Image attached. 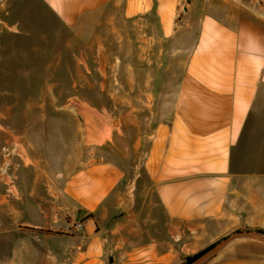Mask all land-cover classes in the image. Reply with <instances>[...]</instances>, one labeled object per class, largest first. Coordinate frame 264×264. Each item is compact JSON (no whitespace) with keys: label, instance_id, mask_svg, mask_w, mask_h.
I'll use <instances>...</instances> for the list:
<instances>
[{"label":"crops","instance_id":"obj_1","mask_svg":"<svg viewBox=\"0 0 264 264\" xmlns=\"http://www.w3.org/2000/svg\"><path fill=\"white\" fill-rule=\"evenodd\" d=\"M47 15L89 38L135 23L153 80L137 84L135 142L79 102L80 156L12 167L0 264H180L236 228L264 230V164L242 165L264 100V0H0L11 35ZM204 264H264V242L233 239Z\"/></svg>","mask_w":264,"mask_h":264},{"label":"rangeland","instance_id":"obj_2","mask_svg":"<svg viewBox=\"0 0 264 264\" xmlns=\"http://www.w3.org/2000/svg\"><path fill=\"white\" fill-rule=\"evenodd\" d=\"M30 20L37 29L28 35L0 29V195L6 199L16 187L11 172L15 164L50 156L57 166L68 156L81 155L84 120L79 102L97 105L109 122L118 125L125 142H135L137 99L142 95L137 84L153 80L152 74L138 69L142 60L137 58V38L143 32L135 23L99 26L89 38L74 36L50 15ZM126 34L128 43L122 47ZM256 108L254 136L242 144L245 167L249 161L264 164V140L258 138L264 135V100ZM132 187L130 183L127 189ZM8 211L7 201H1L0 213ZM4 252L6 247L0 244V254Z\"/></svg>","mask_w":264,"mask_h":264},{"label":"water","instance_id":"obj_3","mask_svg":"<svg viewBox=\"0 0 264 264\" xmlns=\"http://www.w3.org/2000/svg\"><path fill=\"white\" fill-rule=\"evenodd\" d=\"M125 211L130 210V196L125 193L122 204ZM236 238H251L264 242V232L255 228L237 229L214 242V244L201 253L189 264H204L211 256L217 253L225 244Z\"/></svg>","mask_w":264,"mask_h":264},{"label":"trees","instance_id":"obj_4","mask_svg":"<svg viewBox=\"0 0 264 264\" xmlns=\"http://www.w3.org/2000/svg\"><path fill=\"white\" fill-rule=\"evenodd\" d=\"M258 230L261 231V232H264V230H262V229H258ZM213 244H214V242L211 243L210 245H208L206 248L196 252L195 254L185 256L184 261L182 263H180V264H189L195 258H197L201 253H203L205 250H207L209 247H211Z\"/></svg>","mask_w":264,"mask_h":264},{"label":"built area","instance_id":"obj_5","mask_svg":"<svg viewBox=\"0 0 264 264\" xmlns=\"http://www.w3.org/2000/svg\"><path fill=\"white\" fill-rule=\"evenodd\" d=\"M72 228L77 231H81L83 228L82 222L81 221H75L72 225Z\"/></svg>","mask_w":264,"mask_h":264},{"label":"bare ground","instance_id":"obj_6","mask_svg":"<svg viewBox=\"0 0 264 264\" xmlns=\"http://www.w3.org/2000/svg\"><path fill=\"white\" fill-rule=\"evenodd\" d=\"M1 177V176H0ZM7 179V178H6ZM8 182V181H7Z\"/></svg>","mask_w":264,"mask_h":264}]
</instances>
